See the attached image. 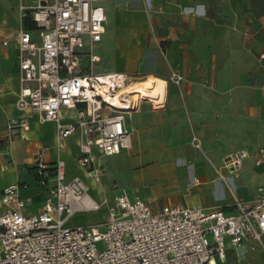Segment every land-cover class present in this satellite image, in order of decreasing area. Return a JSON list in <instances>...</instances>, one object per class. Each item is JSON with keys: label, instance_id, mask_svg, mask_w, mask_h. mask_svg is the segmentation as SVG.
<instances>
[{"label": "crops", "instance_id": "0c3cea01", "mask_svg": "<svg viewBox=\"0 0 264 264\" xmlns=\"http://www.w3.org/2000/svg\"><path fill=\"white\" fill-rule=\"evenodd\" d=\"M35 2L0 0V209L4 187L19 183L28 213L46 197L35 171L40 150L50 164L62 159L68 178L91 179L76 158L80 132L59 147L57 123L17 104L16 34ZM104 5L106 30L94 45L101 65L97 72L161 80L165 91L163 105L146 97L142 101L152 109L142 108L141 101L127 115L130 135L122 150L133 178L151 189L142 193L138 186L126 193H140L154 208L178 203L230 211L236 199H255L264 187V163L253 156L264 148V0H105ZM172 69L185 77L180 86L170 79ZM63 114L64 122L73 119L71 110ZM19 118L28 119L30 128L8 141L5 126ZM241 148L252 156L231 170L225 158ZM96 154L107 170L103 155ZM102 178L108 182L106 172ZM229 258L235 259L232 250ZM242 263L264 264V237L255 249L247 243Z\"/></svg>", "mask_w": 264, "mask_h": 264}, {"label": "built area", "instance_id": "2783aa9c", "mask_svg": "<svg viewBox=\"0 0 264 264\" xmlns=\"http://www.w3.org/2000/svg\"><path fill=\"white\" fill-rule=\"evenodd\" d=\"M104 2L36 0L23 17L30 14L37 28L24 27L16 34L21 81L18 106L37 111L42 120L55 121L59 147L79 131L77 162L96 182L104 174L96 152L112 155L127 147V115L144 98L159 106L149 96H134L137 80L128 73L93 70L99 60L94 45L106 30ZM170 79L180 86L185 77L172 69ZM68 110L73 119L64 122L63 111ZM29 128L28 119H11L5 138L24 137ZM192 141L200 146L196 136ZM43 155L44 150L37 153L35 171L46 197L36 212L24 210L26 199L19 183L3 189L0 264H243L247 243L251 249L263 245L262 186L255 199H236L230 211L178 203L154 208L139 195L126 192L97 199L85 178L67 177L62 159L50 164ZM250 156L248 149L241 148L229 154L225 164L236 171ZM253 156L257 164L264 163V148ZM103 210L97 223L72 224L77 213ZM230 250L234 260H229Z\"/></svg>", "mask_w": 264, "mask_h": 264}, {"label": "rangeland", "instance_id": "374dc122", "mask_svg": "<svg viewBox=\"0 0 264 264\" xmlns=\"http://www.w3.org/2000/svg\"><path fill=\"white\" fill-rule=\"evenodd\" d=\"M94 50L96 51L95 48ZM93 70L95 71L101 70V65L99 64V62L93 66ZM142 103H143L142 108H146V109L153 108L150 102L142 101ZM101 161L107 167L106 170L104 166V174L106 172L108 182L106 181L105 178L104 179L102 178L101 182H96L93 179L88 180L90 186V192L95 198L102 199L103 195H106L109 199H112L115 195L120 194L122 192H126L127 189L132 187L135 190L136 188H139L138 186H141L142 189L139 190L142 191V193L148 192V190L150 191L151 187H149L148 184L142 185L141 181L135 180L131 175V171L128 168L129 163H127V156L125 154V150H122L120 153L117 154L103 155ZM115 183L117 184V187H113V184ZM137 195L143 198L140 195V193ZM103 214H104V210L95 211V212H80L73 217L72 224L83 225L89 223H97L102 219ZM208 236L210 241L212 242L211 235Z\"/></svg>", "mask_w": 264, "mask_h": 264}, {"label": "bare ground", "instance_id": "6f19581e", "mask_svg": "<svg viewBox=\"0 0 264 264\" xmlns=\"http://www.w3.org/2000/svg\"><path fill=\"white\" fill-rule=\"evenodd\" d=\"M154 81L157 82V79L150 80V78H147L143 81V83L137 81L133 86L134 87L133 92H135L134 96L135 97L149 96L157 105L162 104L164 101L163 95L165 93L164 83L161 80H158L157 83H155Z\"/></svg>", "mask_w": 264, "mask_h": 264}, {"label": "trees", "instance_id": "16d2710c", "mask_svg": "<svg viewBox=\"0 0 264 264\" xmlns=\"http://www.w3.org/2000/svg\"><path fill=\"white\" fill-rule=\"evenodd\" d=\"M24 27L27 29H35L36 24L33 21L32 17L30 16V14H27L26 16H24Z\"/></svg>", "mask_w": 264, "mask_h": 264}]
</instances>
